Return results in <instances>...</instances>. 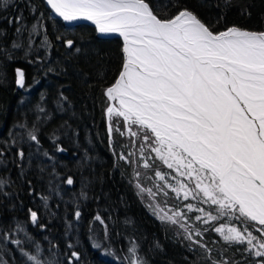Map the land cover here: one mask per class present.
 Here are the masks:
<instances>
[{
	"label": "snow or ice",
	"instance_id": "1",
	"mask_svg": "<svg viewBox=\"0 0 264 264\" xmlns=\"http://www.w3.org/2000/svg\"><path fill=\"white\" fill-rule=\"evenodd\" d=\"M15 3L16 0H0V11ZM45 3L63 22L90 21L98 35L118 34L122 38L119 74L114 83L104 89L108 101L114 102L105 109L109 150L113 155V168H119L120 161L132 168L129 183L137 189L142 202L147 192L151 214L162 224L176 226L177 237L188 242L183 246L189 252L195 253V246H199L202 250L199 259L205 264H264V31L248 30L235 24L216 31V24L225 19L224 9L231 6L232 0H222L223 8L215 24L205 22L181 0H45ZM200 3L221 7L219 3L205 5L204 0ZM28 7L35 17L31 26L24 23L22 13L5 17L9 26H18L8 45L0 39V83L4 82L7 64L18 58L39 65V71L45 75L68 74L67 60L51 61L54 45L48 36L47 20L52 16L45 18L42 12L37 16V8L31 0H28ZM173 9H176L175 14L170 15ZM241 15L250 16L251 13L244 9ZM6 36V30H0V38ZM56 40L73 50L72 56L81 54L82 49L75 46L74 40L63 35H56ZM41 50L44 56L39 55ZM18 52H22V56L18 57ZM33 55L35 60L31 59ZM106 73L107 69L103 68L98 70L97 76L103 80ZM73 74L87 83L88 75L78 68H73ZM15 76L17 88L30 91L32 86H26L23 69L16 68ZM39 82V79L34 80V83ZM46 100V95L41 93L31 125L27 122V114L23 113L24 119L10 128L8 139L2 141L0 167H7L5 150L10 152L13 148L17 149L15 155L19 162L15 159L11 162L16 164L21 177L26 174V159L28 168L36 156L49 161V194L41 193L39 198L44 211L54 218L57 213L51 209L50 201L53 196L62 199L60 185L53 187L61 177L56 170V157L47 150L41 152L39 134L41 127L49 124L56 114L75 118L76 113L63 86L53 100V110L43 106ZM24 104L25 100L21 99L19 105ZM62 131L65 136L72 131L68 120L48 134L57 152L66 151L58 143ZM117 133L130 138L119 146V152L114 135ZM25 143L30 149L35 144V151L30 150L27 156L22 146ZM93 160L85 150L77 163L85 168ZM156 161L162 162L171 172L163 171ZM37 167L40 173L46 171L43 160ZM141 167L147 171H139ZM151 173L156 180L164 182L154 185L156 191L143 186L144 179H153ZM66 183L72 185L73 178L69 176ZM92 183L85 178L79 196L73 194L72 200L66 202L76 207L77 232L82 218L80 201H88L87 190ZM12 184L10 177H0V195L10 196L5 188ZM28 185L29 195H32L30 180ZM165 189L175 193L171 207L168 201L172 198ZM161 193L164 200L158 199ZM181 198L189 202L181 205ZM182 208L200 214L193 219ZM28 211L32 226L39 225L44 231L47 226L39 223L38 213L32 209ZM108 219L112 221L113 218L109 216ZM96 221L104 225L105 240L110 238V231L99 212L89 222V240L94 249H100L101 243L94 232ZM64 222L67 239L74 225L67 217ZM13 223L8 229L0 228V264H17L13 249L19 253L23 264H63L58 244L45 236L49 243L46 254L23 222L13 218ZM122 223L125 227L135 224L128 217ZM209 231L219 235L223 242L221 248L214 250L204 240V233ZM126 239L127 253L122 258L117 257L118 264H150L141 254V242L131 235ZM79 244L78 237L75 243L68 241L67 248L72 251L67 264L80 261L81 254L74 250ZM149 250L163 252L164 248L154 239ZM229 252L232 255H228ZM237 253L240 259H236ZM104 254L114 255L110 246Z\"/></svg>",
	"mask_w": 264,
	"mask_h": 264
},
{
	"label": "trees",
	"instance_id": "2",
	"mask_svg": "<svg viewBox=\"0 0 264 264\" xmlns=\"http://www.w3.org/2000/svg\"><path fill=\"white\" fill-rule=\"evenodd\" d=\"M37 8L36 15L41 12L47 18L50 14L43 0H31ZM190 9L194 10L205 22L215 24L216 18L223 8L222 0H204L205 5H215L219 3L220 8L215 6H202L200 0H181ZM247 9L251 15H241V12ZM173 9L170 15L175 14ZM23 14L24 23L28 26L34 22L35 17L30 14L28 0H16V3L4 11H0V30H6L7 36L0 38L5 45H8L14 38V29L18 25L9 26L5 17ZM225 19L216 24L215 30L221 29L229 24L251 29H264V0H232L231 6L224 9ZM52 16V15H51ZM48 36L53 42L54 47L51 50V61L67 60V76H57L52 73L45 75L39 71V65L29 64L24 59H15L9 62L6 67V76L4 82L0 83V149L4 148L2 141L8 139V132L13 124L24 119L23 113L27 114L29 125L35 120V105L40 101L41 93L47 97L45 106L49 110L54 109L53 100L58 96V90L63 86L65 95L73 102L76 113L75 118L70 115L56 114L55 118L47 125L41 127L39 141L42 144L41 152L47 150L56 157V170L60 174V179L56 184L60 185L62 199L53 196L50 206L57 213L56 217H50L42 207V201L39 195L43 193L48 195V180L51 167H48L49 161L42 156H36L32 160L31 168H28L27 159L24 162L26 174L21 177L19 169L11 161L15 159L17 163L19 158L15 155L16 148L10 152L5 150L4 159L9 161L7 167H0V177H10L13 181L11 186L5 188L11 197L0 195V228L8 229L14 226L13 218L23 222L27 231L39 242L47 254L49 243L44 237L47 236L55 244H58L59 251L63 258V264H67V257L71 256L67 243L71 240L76 242L79 238L80 244L74 250L81 254L80 261L77 264H118L117 257L122 258L127 253V236H134L141 242V254L145 255L150 264H205L199 259L202 250L196 247V252H189L186 245L187 241H181L177 237V228L162 224L153 216L141 197L137 196V189L129 183L131 178V167L120 161L119 168H113V155L109 150V141L105 130L104 110L107 106V100L104 96V89L113 83L122 64L121 40L118 38L99 37L95 30L85 24L67 26L58 18L52 16L47 20ZM25 33V37H26ZM56 35H63L66 39L75 41V46L82 49L79 56H72V51L64 47L63 41H57ZM39 43V39L36 41ZM85 52L87 55H85ZM22 56V52L16 54ZM44 56L43 50L39 52ZM35 55L31 59L35 60ZM78 68L82 73L88 75V81L85 83L81 78L73 74V68ZM21 68L25 73L26 86L31 85L30 91L25 92L18 89L15 84V69ZM107 69L106 77L101 80L97 76L98 70ZM39 79V83H34ZM25 100L21 107L19 101ZM32 109V111H28ZM68 120L72 131L67 136L61 132V139L58 143L66 149L64 152H57L56 147L48 139V134L54 127H58L63 121ZM78 133V135H76ZM117 142V138H116ZM27 156L29 151H35L33 143L31 149L27 143L22 145ZM85 150L94 157L93 162L85 168L77 163ZM43 160L46 171L40 173L38 163ZM122 172L125 174L122 175ZM73 178L74 183H66L68 177ZM87 178L93 183L88 188L89 199L87 202L80 201L82 218L78 225L74 219L76 207L72 203H66L73 198V194L79 196L82 181ZM31 181L33 194L29 195L28 181ZM99 197L97 200L96 198ZM58 206V207H57ZM29 209L36 211L39 217V223L46 225L44 231L40 230L39 225L33 227L30 222ZM99 212L101 217L109 225L110 238H104V225L96 221L94 232L98 241L101 243L100 249H94L89 240V222ZM113 219L109 221L108 217ZM65 217L73 222L72 235L67 239L65 233ZM125 217L134 220V227H125L122 223ZM119 233L120 235H117ZM147 239H143L144 237ZM154 239H158L163 245L164 251H150V246ZM209 246L214 250L221 248L223 244H212L210 237ZM111 247L114 255L104 254L105 249ZM9 247H12L9 245ZM17 264H23L19 253L13 249ZM232 251H235L233 249ZM228 255H232L229 252ZM236 259H240L239 253Z\"/></svg>",
	"mask_w": 264,
	"mask_h": 264
},
{
	"label": "rangeland",
	"instance_id": "3",
	"mask_svg": "<svg viewBox=\"0 0 264 264\" xmlns=\"http://www.w3.org/2000/svg\"><path fill=\"white\" fill-rule=\"evenodd\" d=\"M43 2H44V0H43ZM44 4L46 5V3L44 2ZM47 6V5H46ZM48 8V7H47ZM48 10H49V12H50V14L52 15V13H51V11H50V9L48 8ZM53 16V15H52ZM232 25H234V24H229V25H226V26H224V27H221V28H223L222 30H224L226 27H228V26H232ZM236 25V24H235ZM94 30H95V28L93 27V26H91ZM240 27H242V28H245V29H248V30H254V31H264V29L263 30H259V29H251V28H247V27H243V26H240ZM217 31V30H216ZM219 31H221V30H219ZM95 32H96V30H95ZM96 34H97V32H96ZM98 35V34H97ZM102 38H106V37H102ZM109 38H119L121 41H122V39L119 37V36H111V37H109ZM121 47H122V42H121ZM118 74H119V72H118ZM118 74L116 75V76H118ZM116 78V77H115ZM115 80V79H114ZM113 83H114V81H113ZM111 85V84H110ZM104 96H105V94H104ZM105 98H106V100H107V106L105 107V109L108 107V105L110 104V103H114V102H111V101H108V99H107V97L105 96ZM104 122H105V130H106V133H107V137H108V131H107V123H106V115H105V110H104ZM121 120H122V118H121ZM114 135H116V138H117V142H116V144H117V151L119 152L120 151V145L121 144H124V143H127L128 141H129V137L127 136V135H125V136H123V137H120L119 136V134L117 133V134H114ZM132 151H136V149L135 148H133L132 149ZM147 154V153H146ZM153 157L155 156V154L154 153H152L151 154ZM137 156H139V153H137ZM149 163H152V161H149ZM156 163L158 164V165H160V167H161V169L163 170V171H167V172H171V170H169V169H167L166 168V166H164L163 164H162V162H160V161H156ZM131 171H132V168H131ZM139 171H141V172H146L147 170L146 169H144V168H139ZM131 174H132V172H131ZM151 175L153 176V179H151V180H148V179H144L143 180V186L147 189V188H149V187H152L153 188V191H156V188L154 187V185H156V184H160V185H162L164 182L163 181H159V180H156L155 178H154V173H151ZM172 175H175V173H172ZM170 182L171 183H175V181H171L170 180ZM165 191H168L169 192V197H171L172 199H169V201H168V206L169 207H171V205H172V203L174 202V200H175V193H173V192H171L170 191V189H165ZM10 197H11V195H10ZM143 198H144V200H145V203L148 205L149 203H151V200H150V198L148 197V194H147V192H145L144 194H143ZM158 199H160V200H164L165 199V197L163 196V194L161 193V194H159L158 195ZM187 202H189V201H184L182 198H181V200L179 201V203L182 205V204H184V203H187ZM192 203H196V201H191ZM163 206V205H162ZM202 207H207V206H205V205H202ZM183 212H185V213H187V215L189 216V217H192L193 219H194V216L195 215H199L200 213L199 212H195V211H193V212H188V210L186 209V208H182L181 209ZM98 222V221H97ZM197 224H199V222H196ZM218 226V225H217ZM176 227V226H175ZM201 227L203 228V227H207V225H201ZM177 228V227H176ZM209 237H210V241L212 242V241H217V244L218 243H221V244H223V242H222V240H221V238L219 237V235L217 234V233H215V232H211V231H209V232H207V233H204V240L206 241V242H208V239H209ZM196 239H199V237H195Z\"/></svg>",
	"mask_w": 264,
	"mask_h": 264
},
{
	"label": "water",
	"instance_id": "4",
	"mask_svg": "<svg viewBox=\"0 0 264 264\" xmlns=\"http://www.w3.org/2000/svg\"><path fill=\"white\" fill-rule=\"evenodd\" d=\"M44 2H45V0H44ZM47 5V4H46ZM48 6V5H47ZM48 8L50 9V7L48 6ZM50 11H51V9H50ZM51 13H52V11H51ZM52 15L54 16V17H56V18H58V19H60L61 21H62V19L61 18H59V17H57V16H55V14L54 13H52ZM63 22V21H62ZM64 24H66V25H77V24H83V23H85V24H89L90 26H93L94 28H95V26L90 22V21H78V22H71V23H69V22H63ZM76 23V24H75ZM116 36V34H109V35H107V36H101V35H98L99 37H106V38H109V37H111V36ZM121 38V37H120Z\"/></svg>",
	"mask_w": 264,
	"mask_h": 264
},
{
	"label": "bare ground",
	"instance_id": "5",
	"mask_svg": "<svg viewBox=\"0 0 264 264\" xmlns=\"http://www.w3.org/2000/svg\"><path fill=\"white\" fill-rule=\"evenodd\" d=\"M48 7V6H47ZM60 20V19H59ZM61 21V20H60ZM76 24V23H75ZM80 24V23H79ZM83 24H85V23H83ZM66 25V24H65ZM78 25V24H77ZM85 25H89V24H85ZM67 26H69V25H67ZM70 26H73V25H70ZM90 26V25H89ZM222 29L223 28H221V29H219V30H221L222 31ZM219 30H217V31H219ZM116 36H118V34H116ZM119 39V38H118ZM122 39V38H121ZM122 42V41H121ZM110 86V85H109Z\"/></svg>",
	"mask_w": 264,
	"mask_h": 264
}]
</instances>
